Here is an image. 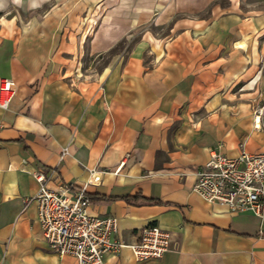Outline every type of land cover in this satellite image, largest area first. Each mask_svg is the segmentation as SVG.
Instances as JSON below:
<instances>
[{
    "label": "crops",
    "instance_id": "0c3cea01",
    "mask_svg": "<svg viewBox=\"0 0 264 264\" xmlns=\"http://www.w3.org/2000/svg\"><path fill=\"white\" fill-rule=\"evenodd\" d=\"M0 13V81L17 84L0 108V264H79L45 237L35 170L72 192L99 173L88 210L117 218L112 240L171 234L159 259L125 245L104 264H264V217L193 189L212 148L264 152V0H0Z\"/></svg>",
    "mask_w": 264,
    "mask_h": 264
},
{
    "label": "built area",
    "instance_id": "2783aa9c",
    "mask_svg": "<svg viewBox=\"0 0 264 264\" xmlns=\"http://www.w3.org/2000/svg\"><path fill=\"white\" fill-rule=\"evenodd\" d=\"M17 84L11 77L0 81V108L7 109L15 95ZM264 103L254 107L255 126L260 127ZM69 153L64 147L60 157ZM121 165L117 168L120 170ZM40 187L36 195L38 217L50 247L61 255H74L79 264H104V255L128 245L137 260L161 258L171 244L169 230L159 225L142 229L136 242L126 244L112 240L117 230L115 216L100 217L89 213L91 198L88 183H97L101 175L94 170L83 186L73 192V185L64 183L57 190L46 185V174L35 170ZM193 189L205 199L228 206L232 211H252L264 217V152L242 150L238 156H228L212 148L210 157L197 172ZM72 192V193H71Z\"/></svg>",
    "mask_w": 264,
    "mask_h": 264
},
{
    "label": "rangeland",
    "instance_id": "374dc122",
    "mask_svg": "<svg viewBox=\"0 0 264 264\" xmlns=\"http://www.w3.org/2000/svg\"><path fill=\"white\" fill-rule=\"evenodd\" d=\"M12 10H14V8L12 7ZM15 11V10H14ZM133 42V39L132 40H129V42H124V43H120L119 46H117L115 49H113V51H117L119 50L121 47L126 49L127 47L131 46V43ZM112 52H107V53H104L100 56H98V65L99 66H102L103 63L106 62V60L110 57Z\"/></svg>",
    "mask_w": 264,
    "mask_h": 264
},
{
    "label": "trees",
    "instance_id": "16d2710c",
    "mask_svg": "<svg viewBox=\"0 0 264 264\" xmlns=\"http://www.w3.org/2000/svg\"><path fill=\"white\" fill-rule=\"evenodd\" d=\"M1 14V13H0Z\"/></svg>",
    "mask_w": 264,
    "mask_h": 264
}]
</instances>
